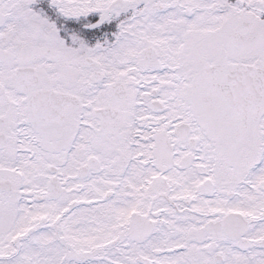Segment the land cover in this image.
<instances>
[{"label":"snow or ice","instance_id":"obj_1","mask_svg":"<svg viewBox=\"0 0 264 264\" xmlns=\"http://www.w3.org/2000/svg\"><path fill=\"white\" fill-rule=\"evenodd\" d=\"M0 264H264V0H0Z\"/></svg>","mask_w":264,"mask_h":264}]
</instances>
